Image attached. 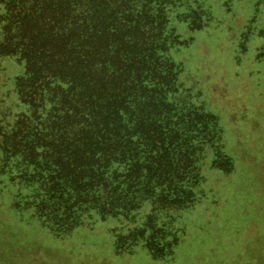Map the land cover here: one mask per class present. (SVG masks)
<instances>
[{"label": "trees", "instance_id": "obj_1", "mask_svg": "<svg viewBox=\"0 0 264 264\" xmlns=\"http://www.w3.org/2000/svg\"><path fill=\"white\" fill-rule=\"evenodd\" d=\"M211 15L201 0H0V65L18 67L0 94L6 200L69 231L91 214L188 207L205 165L234 172L244 153L228 151L199 84H184L193 37L180 28ZM207 92L223 103V89Z\"/></svg>", "mask_w": 264, "mask_h": 264}, {"label": "rangeland", "instance_id": "obj_2", "mask_svg": "<svg viewBox=\"0 0 264 264\" xmlns=\"http://www.w3.org/2000/svg\"><path fill=\"white\" fill-rule=\"evenodd\" d=\"M201 1L213 20L201 31L180 28L183 37H193L182 49L192 73L184 84H199L198 101L221 118L228 151L232 145L233 155L244 153L243 160L234 156L236 170L225 174L205 165L188 207L143 206L133 219L91 214L69 231L14 208L4 180L0 264H264V0ZM17 71L14 61L0 65V94ZM196 71L197 82L191 79ZM214 89L225 91L222 104L207 92ZM151 213L156 218L148 222Z\"/></svg>", "mask_w": 264, "mask_h": 264}]
</instances>
